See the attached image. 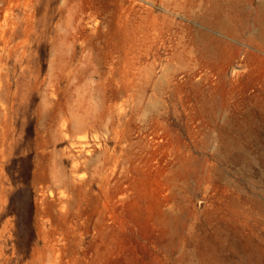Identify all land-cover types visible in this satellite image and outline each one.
I'll return each instance as SVG.
<instances>
[{
    "label": "rangeland",
    "instance_id": "374dc122",
    "mask_svg": "<svg viewBox=\"0 0 264 264\" xmlns=\"http://www.w3.org/2000/svg\"><path fill=\"white\" fill-rule=\"evenodd\" d=\"M0 264H264V0H0Z\"/></svg>",
    "mask_w": 264,
    "mask_h": 264
}]
</instances>
